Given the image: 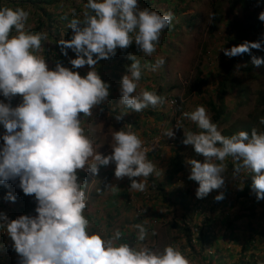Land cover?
Instances as JSON below:
<instances>
[{"label": "clouds", "instance_id": "obj_1", "mask_svg": "<svg viewBox=\"0 0 264 264\" xmlns=\"http://www.w3.org/2000/svg\"><path fill=\"white\" fill-rule=\"evenodd\" d=\"M84 7L87 11L83 13V21L73 19L68 25L73 33L71 39L59 42L63 55L67 56L65 49L75 53L76 58L69 61L74 69L85 65L92 69L84 77L60 64L49 70L45 59L34 54L41 49V41L47 39V34L24 31L29 17L24 9H0V95L9 101L17 95L22 97V102L14 108L10 103L0 102V125L5 129L0 137L4 141L0 147V183L19 178L18 187L25 195H34L37 204L34 217L21 215L8 220L0 216V228L6 229L20 264H189L171 246L162 252L146 246L137 250L127 243L116 245L114 240L121 237L119 232L105 240L87 231L89 220L83 214L86 197L78 170L96 174L98 166L114 163L117 180L127 177L131 190L144 191L147 178L157 171L147 157L159 149V143L172 145L178 126L167 130L164 133L167 137L153 135L149 141H142L141 135L131 131H114L110 155L103 156L94 150L93 140L84 134L80 114L91 117L92 109L109 96V84L101 80L95 66L99 60L114 57L117 48L127 49L133 42L146 56H152L162 31L171 25L173 13L161 15L148 8L141 10L138 0H87ZM258 15L264 21V12ZM13 29L18 35L10 38ZM262 44L264 40L244 41L221 51L228 58L238 57L250 49L264 50ZM256 56L255 53L251 63L260 67L264 59ZM128 59L132 61L128 67L130 76L126 74L121 79L120 102L134 112L163 103V98L155 92L143 91L140 97L133 95L141 78V66L135 55ZM164 63L158 59L151 70L156 71ZM172 99L176 103V98ZM256 101L257 97L255 104ZM183 115L202 130L184 132L182 140L204 158L203 163L196 159L186 162L190 166L188 179L198 184L196 197L202 199L213 190L223 186L225 191L229 187L224 185L222 173L226 170L223 162L231 157L237 167L231 172L233 178L229 184L235 186L234 177L245 183L249 171L247 179L252 184L249 189L245 183L247 193L254 194L258 201L264 200V133L253 129L251 135L240 131L226 137L203 106ZM115 119L121 120L122 115ZM152 139H158L157 147L145 152L142 146L150 145ZM213 159L221 163H213ZM138 177L145 179L139 181ZM223 198L221 193L214 199ZM7 199L15 201L11 194ZM193 204L197 209L196 201ZM133 227L138 230L140 241L151 235L142 224ZM152 229L151 226L149 230Z\"/></svg>", "mask_w": 264, "mask_h": 264}, {"label": "rangeland", "instance_id": "obj_2", "mask_svg": "<svg viewBox=\"0 0 264 264\" xmlns=\"http://www.w3.org/2000/svg\"><path fill=\"white\" fill-rule=\"evenodd\" d=\"M76 2H79L78 9L81 10L76 14V19H79L80 16L83 17V13L86 9L84 7L85 4L81 0L73 1V5L71 6L72 9H74ZM227 2H232V5L230 6ZM185 4L187 5V9L184 12L185 15H195V23L197 25L192 26L189 30H182L176 38H171L173 41L172 46L166 49L164 53L158 51V54L161 55V59L165 61L164 79L161 82L163 94L160 97L165 96L164 99L166 98V100H163L162 104H158L155 107L151 106L150 108L161 116L158 121H154L153 116H149L145 113L148 110H144L142 113L139 112L137 116L138 124L141 122L143 126L132 129L129 122L126 124V121L129 120L131 122L134 118L133 115H130L131 112H124L122 114L124 118L117 121L112 111H105L103 109V107H105V101L109 103L107 105L112 108H118L124 105L120 102V82L124 75L128 74L130 76L128 70L124 68V63L128 58L125 52L126 49L117 48L114 57L107 60H99L95 66L97 74L105 75L103 79L108 81L110 99L94 107L91 117L80 114V119L81 126L84 128V134L93 140V148L97 153L103 156L111 154V146L114 143L112 133L114 131H131L141 135L140 139L142 141H149V138L153 135L155 138L157 136H160V138L167 137L164 135L167 130L173 129L176 125L178 128L176 131V139L172 145L159 143V149L154 154L147 157L148 160L156 165L157 171H154L147 178V187L144 191L131 190V182L127 177L117 180L114 176V163H110L107 166H98V172L96 174H93L91 171L78 170V180L85 193V203L89 205L91 214L88 218L89 226L87 231L88 233L99 232V235L105 240L114 238L115 234L119 232V234H124L127 237V242L123 243L129 244L130 247L137 250L146 246L152 251L162 252L165 247L172 246L184 255L189 261V264H207L214 260V257H216L215 255L222 258L220 264H232L239 259L238 251L240 245L253 238L252 242L254 248L250 251L253 253L255 261L264 264V217L259 215L261 212L264 213V208L261 205L262 202H260L261 200L253 202L255 203L253 217L249 214L246 215V213H248L246 209L249 208L255 196L253 193H250L253 195L245 199L236 197L237 193L244 191L247 186L245 183L242 184L241 180H237V177H234V181L236 182L235 186L229 184L231 183L230 181L233 178V174L229 172L230 168L226 166V170L222 173V176L225 181L224 185L229 187L226 188L225 191L223 190V186L220 189L213 190L205 198L199 199L198 202V198L195 194L198 184L188 179L190 175V166L186 162L189 159H196L203 163L204 158L197 155L191 146H185L182 143L184 132L192 131L199 133L202 131L194 122L186 118L183 114L185 112L194 111L198 106L206 108L204 102L207 99V93H201L199 95L192 93L189 96H184L186 88L193 82L194 67L198 64L199 69H204L206 73H209L208 75H210V73L213 75L218 71V62L216 63L215 60L214 64H212L213 58H216L213 57V54L222 50L221 48L224 43L223 35L227 31H225L227 23L221 22L216 30L209 33L210 14L213 9L221 10L219 6H221L223 10H226L227 15L231 16L240 14L241 9L239 4L235 3V0H185ZM71 8L69 1L63 6L62 10L67 14L72 11ZM260 12V9L254 11V18ZM32 22H35L34 18ZM32 22L26 23L24 28L25 32L33 27ZM38 33L47 34L45 26H43ZM70 34L71 36L73 35L72 30H70ZM16 35H18V33L13 29L10 32V38ZM131 35L134 38L135 33ZM248 37L249 38H246L248 42L264 40V29L258 28V35L257 33H253ZM41 44V49L35 52V55L45 59L49 70H55L57 64H55L51 58L46 59V56L41 52L45 49L46 45L51 47L49 40L44 39L41 41ZM262 49H264V44H262ZM251 50L252 49H250V51ZM65 51L67 52V56L64 55L66 61L69 62L73 59L71 57L72 55L76 58L75 53L71 49H65ZM255 53L256 55L261 53L260 58L264 59V50L255 49V51L249 54L252 56L247 57L246 53V57L239 59L236 64L233 65L235 68H247L246 71L232 73V77H234L233 80H235V84L241 82V87L247 85L248 93L245 94V96L236 95L237 93H235V91L228 93L223 104L226 116L224 119L221 117L220 123H215L220 132L224 131L230 133L231 130L235 129L240 123L247 122V115L253 111H255L256 114L260 113L261 115L259 118L264 119V106L257 107L255 104V92L264 86V78L256 75L255 72H257L258 69L264 72V64L260 67L253 66L251 60ZM137 54L141 55H138V60L141 61V76H149L146 81H138V91L136 89L137 92L135 91L133 93V95L138 97L139 94L145 91L140 85L144 87L146 84L150 83V80H156L154 75L157 74V69L156 71H152L147 68V66L142 63L144 53L138 50ZM208 57L209 59L207 60ZM93 58L95 59V56ZM121 59L123 61L122 65L117 66V63L121 61ZM104 65H106L108 69L102 71L101 69ZM70 66H72L70 62L69 64L62 65V67L78 72L81 77L86 76L87 72L92 70L87 65L79 69H74ZM152 72H156V74ZM110 73H114L115 77ZM238 73L242 75H238ZM249 76L256 80H250ZM208 77L209 76L206 78ZM207 80L209 82L207 84V89L211 91L216 80L214 77ZM170 87L172 88L170 89ZM151 89L150 92H155L156 87L154 83ZM172 98H178V105L174 103ZM0 102L10 103L11 107L14 108L22 102V97L17 95L12 97L9 101L0 95ZM178 107L180 108L178 109ZM207 113L210 117V112L207 111ZM4 131H0V137L5 134ZM1 142L4 144V141ZM177 144L180 146L179 150L176 147ZM176 152L183 162V170L176 176L167 179L168 170L170 168V158ZM230 159L233 161L231 157ZM212 162L216 163V160L213 159ZM223 163L226 165V161ZM136 179L143 181L145 178L138 177ZM150 179L154 182L151 183ZM7 183L10 194L15 197V201H10L7 197L4 201H0V216H6L8 220H14L23 215L22 211L25 204L20 203V200L25 196H22L18 184L15 188L14 181L10 180L7 181ZM163 183V187L158 189L157 185H162ZM113 191L116 192L115 197H112ZM221 193H223L224 198L220 201H216L214 198ZM181 201H184V205L188 209L181 208L179 205ZM193 201L198 202V204L205 203L203 204L204 206L201 212L200 209L192 208L195 205ZM223 201H229L233 205L231 208H226V205H222ZM240 201L243 202L242 206H239ZM112 208L118 209V222L112 223V225H115L109 227L106 225L107 221L105 218L107 215L113 214ZM19 209H21V211ZM29 214L33 217L36 215L35 213ZM204 219L213 220L214 224H212L214 226H212V230L217 237L226 232L227 221L235 224L234 226H236V228H234L235 230H233V232L238 237L239 242L237 244L224 242L222 238L218 237L216 241V245L219 248L218 254L211 249L202 251L201 254L204 255L205 258L203 259L204 261H199L198 257L193 256L191 250H188L186 246H184L182 232L179 229L170 228L169 225L175 223L179 228L187 227L193 229V226L198 227L202 224L201 222L204 221ZM124 220H126L125 223L122 222ZM0 223H2V221H0ZM117 223L122 224L119 226ZM136 224H142L147 230V234H151L149 237L146 235L144 241H140L138 238V230L133 227ZM257 225L258 227H256ZM92 226H96L95 229L92 228ZM151 226L154 232L149 230ZM255 227L256 234L258 232V235H252L253 233L250 231V229H255ZM153 233H155V235H153ZM134 235L135 238L132 237ZM194 237L195 233L193 232L192 238ZM0 238L4 246L13 244L10 237L7 235L6 229L0 228ZM114 243H119V240H114ZM196 250L197 249H195V251ZM5 253L4 250L1 252V255ZM208 253H211V255H208ZM247 259L248 257L246 260Z\"/></svg>", "mask_w": 264, "mask_h": 264}, {"label": "trees", "instance_id": "obj_3", "mask_svg": "<svg viewBox=\"0 0 264 264\" xmlns=\"http://www.w3.org/2000/svg\"><path fill=\"white\" fill-rule=\"evenodd\" d=\"M69 1H70V8H71V6L73 5V1H76V0H0V9L2 8H12V9L22 8L25 11H27L29 13V17L26 23L32 22L33 18L35 22H32L33 27L27 30L26 33L36 34L40 31V29L43 26H45V28L47 29V39L49 40L51 47L46 45L45 49L41 52H43L42 54L46 56L45 57L46 59L51 58L55 64H60L62 66V65L69 64V62L64 59V55L61 53L62 45H60L59 42L62 40H69L70 37H72L70 34L71 29H69L68 25L71 22V20L76 19V14L79 13L78 11H81L80 9H78L79 2H76L74 9L71 8L72 11L66 14L62 10V8ZM81 1L84 4L87 3V0H81ZM235 3L236 4L238 3L241 9V13L238 15H232V16L227 15L226 10H223L221 6H219V9L221 10L213 9V11L210 14L209 33L213 30H216L221 22L227 23V27L225 29V31L226 30L227 31L223 35L224 43L221 49H228L233 46H237L243 43L244 41H246V38H249L248 36H250V34L257 32L258 28L264 29V21H260L258 19L259 15L254 18V11H257L260 9L261 12H264V0H235ZM228 4L231 6L232 2ZM138 5L141 10L144 8H148L150 10L156 11L157 13L161 15L168 13V12L173 13V20L171 22V25L162 31L160 38H159V42L157 44L156 51L152 54V56H146L145 54L143 55L142 63L145 66H147V68L151 69V66L155 65L158 59H161V55L158 54V51L164 53L166 49L171 48L172 46L173 41L171 40V38L173 39L176 38V36L180 32H182V30L184 31L189 30L192 26H196L197 25L195 23L196 17L195 15H185L184 12L187 9L185 0H138ZM83 19H84V16L79 17V20L83 21ZM138 50L139 49L136 46V44L133 43L131 46H129L126 49L125 52L128 55V57L130 55H135L136 59L138 60V55L141 56L140 54H137ZM254 50L255 49H252L251 51H254ZM139 52H142V51L139 50ZM249 53H247V56L249 55ZM260 54L261 53L257 55L258 58L261 57ZM71 57L73 59L75 58L73 55ZM213 57H216V58H213L212 64H214L215 60H216V63L218 62L217 64L218 71H216V73L213 75L211 73L210 75H208L209 74L208 72L206 73L204 69L200 70L199 65L196 64V66L194 67L193 82L191 83L190 86L186 88V92L184 96H189L192 93H195V95H199L201 93H207V99L204 102L205 107H206L205 109L208 112H210L211 121L213 123L218 124L221 122V117H223L224 119L226 116L225 107L223 106V104H224L225 98L227 97L228 93L235 91V93H237L236 95H239V96H245V94L248 93L247 85H243L241 87L240 85L241 82H237V81H236L237 83L235 84L234 83L235 80H233L234 77H232V73H236L238 71H246L247 68L245 67L244 69L240 70V68H235L233 66L236 64V62L239 59L246 57L245 54H241L239 58L237 56L228 58L223 54V51H219V52H215V54H213ZM122 62L123 61L121 59V61L117 63V66L122 65ZM131 63L132 61L127 58L126 62L124 63V68L128 70V67H130ZM140 66H141V61H140ZM70 67L72 68V66ZM164 67L165 66L163 64V66L157 68V71H156L157 74L156 72H152L153 74H156L154 75V78H156V80L155 79L150 80L149 84H146L144 87L143 85H140V87L144 88L145 91H150L152 90L151 87H152V84L154 83L156 87L155 93L161 96L163 94L161 82L164 79V75H163ZM107 69L108 67L104 65L101 70L103 71ZM110 74L115 77L114 73H110ZM255 74L264 78V72L260 71L259 69L257 70V72H255ZM238 75H242V74L238 73ZM104 76L105 75L103 74L99 75L101 80L108 84V81L103 79ZM207 76L209 77L206 78ZM212 77L215 78L216 83L213 89L211 91H208L207 84L209 82L207 79L210 80ZM148 78L149 76L148 77L141 76L139 81H146L148 80ZM249 78L250 80H256L250 76ZM171 88L172 87H170V89ZM137 91H138V88H137ZM255 94L257 97V101H256L257 107L264 106V86L261 89L257 90ZM140 96L141 94L138 95V97ZM164 97H162L163 100H166V98L164 99ZM108 99H110V96H108L107 101ZM176 100H178V98H176ZM107 104L109 103L105 101V107H103V109L105 111H112V114H114L115 117L117 115H122L124 112H131L130 115H133L134 118L131 120V122L129 120L126 121V124L127 122H129L132 129L137 128L138 126H143V123L140 122V124H138V121H137L138 120L137 116L139 112H134L132 109L127 108L125 105H121L118 108H112L108 106ZM175 104L178 105V102L176 101ZM164 105H165V101H164ZM150 108H151V105L148 107V109H144V110H148L145 113H147L149 116H153L154 121H158L161 118V116L155 113V111L151 110ZM179 108L180 107H178V109ZM260 115H261L260 113L256 114L255 111H253L252 113H249L247 115L248 117L247 122L240 123L239 125L235 127V129L231 130L230 133L222 131L221 134L226 137H231L232 135L236 134L237 131L239 132L246 131L249 133V135H251V131L253 129H255L257 133H264V123H261L262 119L259 118ZM1 130L3 131L5 130L3 128V125H1L0 127V131ZM1 141L3 140L0 139V147L3 146ZM176 147L179 150V147H180L179 144H177ZM225 161H226V166L230 168L229 172L234 173V168L237 167V162L234 160L231 161L230 157L226 158ZM216 163H221V162L216 160ZM182 164L183 163L178 157L177 152L174 153L172 157L170 158V162H169L170 168L168 171L167 179H170L173 176L180 173V171H182L183 169ZM248 173L245 175V178L247 180L245 183L249 184L248 187L250 189L251 188L250 184H252V182L250 181V179H247L248 178L247 176H249ZM150 181L151 183L154 182L152 179H150ZM17 184H19V178L14 180L15 188L17 187L16 186ZM163 185L164 183L162 185H157V188L161 189ZM20 191L22 193V196H25L24 198L20 200V203L25 204V207L22 211L23 215L30 216L29 213L36 214L35 208L37 204H36L34 195L28 196V195H25L22 192V190ZM247 192H248L247 188H245L244 191L238 192L236 197L245 199L248 196H250L249 193ZM8 194H10V191L8 189V183L7 182L0 183V201L2 200L4 201L6 197L8 196ZM115 194L116 192L113 191L112 197H115ZM254 198L255 199L252 200L249 208L246 209V211H248L246 215L249 214L251 217H253L254 209H255V203L253 202L258 201L256 197ZM198 202H199V199H198ZM198 202H196L197 209H200V212H201L204 206L203 204L205 203L198 204ZM260 202H262L261 205L264 208V200H261ZM222 203H223L222 205H226V208H231V206L233 205L229 201H223ZM179 205L181 206L182 209H188L184 205V201H181ZM242 205H243V202L240 201L239 206H242ZM19 210L21 211V209ZM112 213H113L112 215H107L105 218V220L107 221L106 225H108L109 227H113L115 225V224L112 225V223L118 222L117 220L118 209L112 208ZM83 214L87 219L90 217L91 214H90L88 204H86V208ZM259 215L264 217V213L262 212ZM122 222L125 223L126 220ZM201 223L202 224H200L198 227L193 226V229H189L187 227L179 228L178 225L175 223L169 225L170 228L179 229L182 232V236L184 238V246H186L188 250H191V254L193 256L198 257L199 261H204L203 259L205 258V256L201 254L202 251H207L211 249L216 254H218L217 252L219 251V248L216 245V241L218 240V237L222 238L224 242H229V243H234V244H237L239 242L238 237L233 232V230H235L234 228H236V226H234L235 224L227 221L226 232L228 233L226 232H225L226 234L222 233L217 237L215 236L212 230V226H214L213 220L204 219V221H202ZM117 224L121 226L122 223H117ZM95 227L96 226H92V228L94 229ZM250 231L253 233L252 235H258V232L256 234V229H250ZM193 232L195 233L194 238H192ZM89 234H97V233H89ZM132 237L135 238V235ZM118 240H119V243H117L116 245H119L123 242H127V237L124 234H121V237L119 236ZM252 241H253V238H251V240H248L245 243L240 245L239 251H238L239 259L238 261L232 264H261L254 260L255 257L253 253H251L250 251L254 248ZM195 249L197 250L195 251ZM4 250L6 253L4 255H1V252H3ZM215 256L216 257H214V260L207 264H220L222 258L217 255ZM247 257L248 259L246 260ZM0 264H20V257L14 251L12 244H9V245L7 244L6 246H4L1 238H0Z\"/></svg>", "mask_w": 264, "mask_h": 264}, {"label": "built area", "instance_id": "obj_4", "mask_svg": "<svg viewBox=\"0 0 264 264\" xmlns=\"http://www.w3.org/2000/svg\"><path fill=\"white\" fill-rule=\"evenodd\" d=\"M150 143H151L150 145L145 146L146 148L142 146V148H143L144 151L145 150L146 151H150V150H153L154 148H156L157 147V143H158V139H152Z\"/></svg>", "mask_w": 264, "mask_h": 264}, {"label": "crops", "instance_id": "obj_5", "mask_svg": "<svg viewBox=\"0 0 264 264\" xmlns=\"http://www.w3.org/2000/svg\"><path fill=\"white\" fill-rule=\"evenodd\" d=\"M211 119V118H210ZM97 234H99V232H97Z\"/></svg>", "mask_w": 264, "mask_h": 264}]
</instances>
